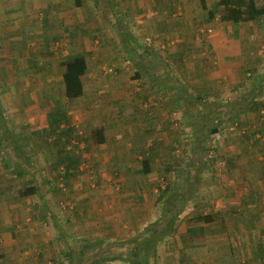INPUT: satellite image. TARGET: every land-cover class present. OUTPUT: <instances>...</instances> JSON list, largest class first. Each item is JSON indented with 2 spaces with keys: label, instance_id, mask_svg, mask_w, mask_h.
<instances>
[{
  "label": "crops",
  "instance_id": "1",
  "mask_svg": "<svg viewBox=\"0 0 264 264\" xmlns=\"http://www.w3.org/2000/svg\"><path fill=\"white\" fill-rule=\"evenodd\" d=\"M219 1L0 0V264H264V15Z\"/></svg>",
  "mask_w": 264,
  "mask_h": 264
},
{
  "label": "trees",
  "instance_id": "2",
  "mask_svg": "<svg viewBox=\"0 0 264 264\" xmlns=\"http://www.w3.org/2000/svg\"><path fill=\"white\" fill-rule=\"evenodd\" d=\"M218 7L223 9V20L234 22L250 21L257 16L264 15V9L257 10L252 3L248 4L245 0H220ZM210 16L213 17V12ZM61 66L64 68V88L63 92L57 96L60 95L64 99L70 101L83 97V77L88 72V63L86 58L83 55L70 56L61 61ZM254 106L258 110H261L264 107V103L262 101L255 102ZM66 107L67 105L60 99L55 100L52 112L49 114L51 126L59 128L62 124H69ZM66 133L67 134L61 136L60 140L55 144L56 147L61 149V152L59 153L57 163L53 168V170L58 172L59 176L63 178L65 185L68 184V180L70 178L75 177L78 170L77 167L81 161L80 157L75 156L73 152L67 151V147L71 144L73 130H68ZM218 134V125H215L214 128L210 130L209 136L216 138ZM33 192V189L26 191V193ZM197 220L205 224H210L214 221V218L211 216H201Z\"/></svg>",
  "mask_w": 264,
  "mask_h": 264
},
{
  "label": "rangeland",
  "instance_id": "3",
  "mask_svg": "<svg viewBox=\"0 0 264 264\" xmlns=\"http://www.w3.org/2000/svg\"><path fill=\"white\" fill-rule=\"evenodd\" d=\"M217 141V139H216ZM216 141L214 143L211 144V146H208L206 149H205V157L206 158H209L210 162H212L214 160V158L216 159V150L217 149V143ZM211 142V140H210ZM210 142H209V145H210ZM64 190H67L66 188ZM203 250V249H201ZM203 252V251H202ZM203 254V253H202Z\"/></svg>",
  "mask_w": 264,
  "mask_h": 264
},
{
  "label": "built area",
  "instance_id": "4",
  "mask_svg": "<svg viewBox=\"0 0 264 264\" xmlns=\"http://www.w3.org/2000/svg\"><path fill=\"white\" fill-rule=\"evenodd\" d=\"M218 137V136H217Z\"/></svg>",
  "mask_w": 264,
  "mask_h": 264
}]
</instances>
